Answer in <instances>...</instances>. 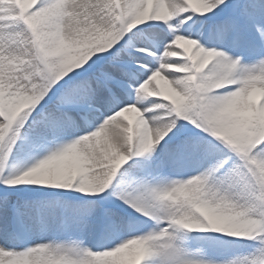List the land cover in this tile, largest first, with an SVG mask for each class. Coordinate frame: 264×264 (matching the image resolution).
<instances>
[{
  "label": "snow or ice",
  "instance_id": "obj_1",
  "mask_svg": "<svg viewBox=\"0 0 264 264\" xmlns=\"http://www.w3.org/2000/svg\"><path fill=\"white\" fill-rule=\"evenodd\" d=\"M0 264H264V0H0Z\"/></svg>",
  "mask_w": 264,
  "mask_h": 264
}]
</instances>
